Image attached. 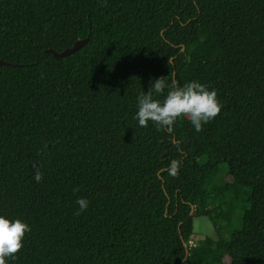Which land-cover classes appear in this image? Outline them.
Segmentation results:
<instances>
[{"label":"trees","instance_id":"trees-1","mask_svg":"<svg viewBox=\"0 0 264 264\" xmlns=\"http://www.w3.org/2000/svg\"><path fill=\"white\" fill-rule=\"evenodd\" d=\"M0 59L7 264H264V0H0ZM169 75L217 91L203 130L139 126ZM198 216L219 238L190 246Z\"/></svg>","mask_w":264,"mask_h":264},{"label":"clouds","instance_id":"clouds-1","mask_svg":"<svg viewBox=\"0 0 264 264\" xmlns=\"http://www.w3.org/2000/svg\"><path fill=\"white\" fill-rule=\"evenodd\" d=\"M169 77H159L150 83L147 92H141L138 96V111L135 119L139 126L147 127L149 122L158 128L171 129L178 118L187 117L197 131L203 130L220 114L223 105L218 98V93L210 89L206 84L199 81H191L183 86L174 79L168 82ZM167 93L161 101L158 95ZM155 94V95H154ZM180 161L171 162V174L176 175ZM34 167H36L34 165ZM34 179L37 183L42 182L43 172L36 168ZM74 191H79L75 189ZM78 213L86 211L89 201L78 198ZM31 231L30 226L23 220L9 219L0 215V264H7L8 260H16L24 247V240Z\"/></svg>","mask_w":264,"mask_h":264},{"label":"rangeland","instance_id":"rangeland-1","mask_svg":"<svg viewBox=\"0 0 264 264\" xmlns=\"http://www.w3.org/2000/svg\"><path fill=\"white\" fill-rule=\"evenodd\" d=\"M227 180H231V177L227 176ZM230 231H223L224 236H228ZM206 237L219 238L218 231L214 223L206 216H198L194 221V237L195 242L201 241Z\"/></svg>","mask_w":264,"mask_h":264},{"label":"water","instance_id":"water-1","mask_svg":"<svg viewBox=\"0 0 264 264\" xmlns=\"http://www.w3.org/2000/svg\"><path fill=\"white\" fill-rule=\"evenodd\" d=\"M88 40H89V37H86L84 39H79L74 43V45L72 47H68V48H66L60 52H57L56 50H54L52 48L47 49V51L54 53V55L57 57L68 56L71 53L77 51L79 48H81ZM1 64H10V63L3 60V59H0V65Z\"/></svg>","mask_w":264,"mask_h":264},{"label":"built area","instance_id":"built-area-1","mask_svg":"<svg viewBox=\"0 0 264 264\" xmlns=\"http://www.w3.org/2000/svg\"><path fill=\"white\" fill-rule=\"evenodd\" d=\"M189 245H190V246H195V245H196V242H195L193 239H191V240L189 241Z\"/></svg>","mask_w":264,"mask_h":264}]
</instances>
